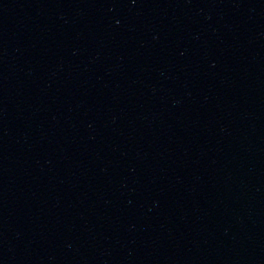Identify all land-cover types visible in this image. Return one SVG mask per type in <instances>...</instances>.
Masks as SVG:
<instances>
[{
	"label": "water",
	"instance_id": "1",
	"mask_svg": "<svg viewBox=\"0 0 264 264\" xmlns=\"http://www.w3.org/2000/svg\"><path fill=\"white\" fill-rule=\"evenodd\" d=\"M0 264H264V0H0Z\"/></svg>",
	"mask_w": 264,
	"mask_h": 264
}]
</instances>
